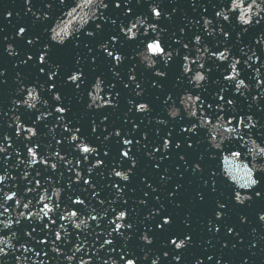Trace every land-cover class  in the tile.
Wrapping results in <instances>:
<instances>
[{
	"label": "water",
	"instance_id": "obj_1",
	"mask_svg": "<svg viewBox=\"0 0 264 264\" xmlns=\"http://www.w3.org/2000/svg\"><path fill=\"white\" fill-rule=\"evenodd\" d=\"M76 2L77 0H66V6H74ZM227 2L228 0H126L127 6L133 9L132 15H126L123 5L121 9L110 7L105 13L108 23L103 26L98 39L107 43L108 38L115 34V51L122 57V62L114 67L116 62L110 61L101 53L100 45L95 41L89 42L83 36L79 48L70 46L57 50L54 56L57 63H49L53 70L60 73L55 84L68 109L58 119L59 114L53 108L56 102L47 91L43 75L37 70L35 53L39 51V45H27L26 39L38 37L41 44H48L52 35L49 26L55 27L58 23H68L70 30L80 28V31L75 32V35L80 36L84 28L91 30L94 27L92 21L95 18L87 9L78 10V15L85 16L88 23L81 24L79 20L70 22L71 18L65 15L67 7L59 5L58 0H33L31 5L26 0H0V71L5 73L6 81L0 84V102L39 116L44 114L49 120L73 129L79 128L83 133L121 148H130L135 154L209 186L215 184L216 189L230 195L234 190L240 191L242 195L248 191L239 187V184L244 183L241 177L245 167L252 170L254 178L261 179V184L256 187L264 188V157L257 155L255 151H249L257 145L264 146V85L258 84V80H264V43H256L264 37V22L245 30L247 26L238 20L223 21L217 18L215 12L226 11L224 5ZM45 3L53 4L50 18L38 21L33 13L39 16L42 12H47ZM153 6H159L162 10L161 18L149 15ZM29 7H32V12H28ZM7 13L12 15L7 17ZM113 20L115 24L111 22ZM205 21L208 23L205 24ZM134 23H137V35L135 39L129 40L123 36L120 28L122 25L130 27ZM152 23L156 24L155 31L149 27ZM19 27L27 29L25 38L16 36ZM222 29L229 34L227 39L223 36ZM196 36L200 37L198 44L195 42ZM153 39L160 41L166 52H171L170 60L165 62L164 56L146 52V42H152ZM9 44L16 49L18 56L7 54L5 49ZM85 44L97 49L93 53L96 60L94 64L90 62ZM185 44L188 45L187 48L184 47ZM214 51H226L228 59L217 60L212 56ZM253 52L255 57L249 61L248 56ZM27 55H33V61L28 65L21 64L20 61ZM145 55L149 60L155 61L154 67H148ZM185 56L188 57L187 60H184ZM256 57L260 58L259 62H256ZM77 59H80L79 67L85 72V80L79 89L66 79L68 72L78 67ZM193 60L196 64L192 63ZM236 60L240 61L236 65L239 73L237 79H243L246 85L239 92L235 88V81L224 79L225 75L233 74L230 65ZM185 63L193 72L199 70L205 74L206 79L199 87L189 81L188 77L193 72L185 74ZM199 64H203L204 68L199 69ZM157 71L164 72V77L157 76ZM130 76H134L135 80L129 79ZM97 79L101 81L102 91L99 93L94 89V81ZM136 84L140 85L139 89L135 87ZM29 89H35L38 94L36 101H29L35 103V108H28L23 103L28 97ZM89 91L93 96L98 94L104 98L97 99L91 108L88 107L91 103ZM188 95L201 97L205 117L213 120L212 125L201 124L199 119L190 117L187 112H182V118L178 116L173 119L169 115L174 108L180 110L184 107L183 104H173L172 101ZM219 95L232 99L233 104L226 105L219 101ZM109 96L115 106H104V101ZM169 96L172 101L165 103ZM42 101H47V104ZM137 102L147 103L149 111L137 112ZM208 104L212 108H207ZM217 104L224 108V111L219 112V116L224 119H215ZM195 110L199 116V104ZM249 116L253 122H258L255 129L248 130L238 124L240 117H244L245 123H248ZM228 119L232 120V124L227 123ZM192 120L196 121L197 131L184 133L182 129L188 127ZM215 124L239 127L244 139H238L236 133L224 132L223 127L215 128ZM116 131L121 132L120 137L115 135ZM124 139H131L133 143L123 145ZM165 139L179 143L181 147L177 149L174 144H170L168 149H164L162 143ZM185 141L192 143L193 147L187 148ZM217 144L219 148L214 146ZM157 147L161 148L160 152L155 151ZM233 151L240 152L241 155L233 157ZM181 156L184 160L180 159ZM197 163L202 170L193 172L192 168ZM231 176L237 177L236 182H233ZM246 202L264 210V199L253 198Z\"/></svg>",
	"mask_w": 264,
	"mask_h": 264
},
{
	"label": "snow or ice",
	"instance_id": "obj_2",
	"mask_svg": "<svg viewBox=\"0 0 264 264\" xmlns=\"http://www.w3.org/2000/svg\"><path fill=\"white\" fill-rule=\"evenodd\" d=\"M32 2H33V0H26V3L29 5H31ZM58 3H59V5H65L66 6V0H58ZM122 5L126 9V15H132L133 14V9L131 7L127 6L126 0H77V2L75 3L74 6H70V7L66 6L68 10L65 12V15L67 17L71 18L70 22L74 23L75 21L79 20L81 24H87L88 20L85 19V16L78 15V10L83 11V10L87 9L88 12L91 13V16L95 18L92 21V24L94 27H92L91 30H89L88 28H84L83 31L81 32V35L77 36V35H75V32L80 31V28L70 30L68 23H64V24L58 23V24H56L55 27H51V25L49 26V29H50V32L52 33V35L50 36L48 44H41L38 37L36 39H32V38L26 39L27 45H30L33 47H35L36 45H39V51L35 53V62L37 63V70L44 77V82L47 85V91L49 92V94L53 95V98L56 102L53 105V108H54L55 113L59 114V116L57 117L58 119L61 116H63L68 111V109L66 108V106H64L62 96L58 92V90L56 88V84H55V80H56V78H58L60 73L53 70L51 67V64L49 62L51 61L52 63H57V61L54 59V56H55L57 50L65 49V48H68L70 46H75V48H79L81 46V43H82L81 37L83 36V37H86L89 42L95 41L96 43H98L100 45L101 53L106 55V57L109 58L110 61H115L116 64L114 65V67H118L119 64L122 62V57L119 54H117L115 51V45L117 43V36L115 34H113L112 36H110L108 38L107 43H105L104 40L98 39V35L100 32L103 31V26L108 23V20L105 19L106 10H108L110 7H115L116 9H121ZM193 6H195V4ZM45 7L48 9V11L42 12L41 15L37 16L35 13H33L36 20H38V21L41 19H43L45 21L49 20L50 13L53 9V4L52 3H45ZM224 8L226 9V11L225 10H217L215 12V16L219 19H222L223 21L238 20L242 25L247 26L245 28V30H247L248 27H251L253 25H260L262 22H264V0H228L227 4L224 5ZM27 10H28V12H32V7H29ZM11 15H12L11 13H7V17H10ZM149 15L151 17L161 18L162 17V10L159 8V6H153L150 8ZM97 21H101L102 23L97 22ZM111 22L113 24H115L114 20ZM137 23H141V22L137 21ZM137 23L132 24L130 27L127 25H122L120 28V31L122 32L123 36L129 40L135 39L136 35H137V33L135 31L137 28ZM207 23L208 22L205 21V24H207ZM142 26L143 25L141 23V27ZM149 27H151L153 29V31H155L156 24L152 23L149 25ZM26 31H27V29L25 27H19L18 30L16 31V36L21 37V38H25L26 37V35H25ZM221 31H222V34L225 37V39H227L229 34L227 32H224L223 29ZM199 41H200V37L196 36L195 42L198 44ZM256 43L257 44L264 43V37H262L260 40H257ZM85 47L88 49V55L90 57V62L94 64L96 62V60H95V56L93 55V53H95L97 51V49L90 47L88 44H85ZM184 47L187 48L188 45L185 44ZM145 48H146V52H149L154 56H164L165 62L170 60L172 57L171 52H166L164 47L161 46V43L158 40L153 39L152 42H146ZM5 51L7 52V54L9 56L15 57V56L19 55V53L16 51V49L11 44L7 45ZM212 56L215 57L217 60H221V61L228 59V54L226 51H219V52L214 51V52H212ZM253 57H255L254 52L252 53L251 56H248V60L252 61ZM33 59H34L33 55H27L25 59L20 61V63L23 65H28L29 62L33 61ZM144 59L148 60V67H154L155 61L149 60L147 55L144 56ZM187 59H188V57L185 56L184 60H187ZM259 59H260L259 57H256V62H259ZM192 63L196 64V61L193 60ZM239 63H240L239 60H236L234 63H231L230 66L232 68L233 74L224 76L225 80L235 81V88L237 89L238 92L241 88L246 87L243 79H239V80L237 79L239 73L236 71V65ZM76 64L78 67L73 69L72 71L68 72L66 79H67V82H69L72 86L79 89L81 84L85 80V72L83 71L82 68L79 67L80 59L76 60ZM183 67H184L185 74H187L189 72H193V69L191 67H189V65L187 63H185L183 65ZM198 67H199V69H203L204 65L199 64ZM256 71L259 72V69H256ZM155 74L159 77H164V75H165V73L162 71H157ZM4 77H5V73L3 71H0V84L6 82ZM129 79L135 80V77L130 76ZM188 79L190 82H193L197 87H199L201 82L205 81L206 76L201 71L196 70L195 72H193L192 76L188 77ZM258 84L264 85V80H258ZM125 86L127 87V85H125ZM153 86H155V85H153ZM135 87L137 89H139L140 85L136 84ZM94 89L97 91V93L102 91L100 79H97L94 81ZM88 96L91 97V103L88 104L89 108L93 107V105L96 104L97 99H104L103 97L99 96L98 94L96 96H93L91 91L88 92ZM254 98H259V97H254ZM22 99H23V97H22ZM37 99H38V94L36 93L35 89H29L28 90V97H27V99L23 100V103L25 105H27L28 108H35L36 107L35 103H29V101H36ZM218 99H219V101H223L224 104H226V105L233 104L232 99H226L223 95H219ZM168 101H172L171 96L168 97V99L165 101V103H167ZM42 103L47 104V101H42ZM172 103L173 104L181 103L184 105L183 109L176 110L174 108L173 111L171 113H169V115L173 119L177 118L178 116H180L182 118V115H181L182 112H187L190 117H195L196 119H199L201 121V124H203L205 126L213 124V120L206 119V117H205L204 104H203V101L201 100V97L199 95H188V96H186L183 99H180L178 101H172ZM197 104H199V108H200V115L199 116H197V111L195 110ZM96 106L100 107L101 105H96ZM104 106H115L113 104L111 96H109V98L104 101ZM207 108H209V109L212 108V105L208 104ZM217 109H218V111H217V115H216L215 119H217V120L224 119V117L219 116V112L224 111V108L220 104H217ZM135 110L137 112H146V111H149V106L147 103L137 102V104L135 106ZM49 114H51V113H49ZM41 118L46 119V116H44V114H41L40 117H37V119H41ZM247 121H248V123H245V118L240 117L238 124L243 125V127L245 129H248V130L256 128L258 122H253L251 116L247 117ZM161 123H163V121H161ZM227 123L232 124V120L228 119ZM214 127L215 128H221L223 126L219 125V124H215ZM21 128H23V125L16 123V127L14 129L16 136L21 135V131H20ZM92 130L95 132V130H96L95 127H93ZM23 131L26 133H29L31 135V137H35L37 135V131L31 127L23 128ZM65 131L66 132L68 131L67 126L65 127ZM75 131L80 132V129L76 128ZM182 131L184 133H195L197 131L196 121L192 120L190 122L189 126L183 128ZM223 131L230 133V134L236 133L238 139H240V140L244 139V135L240 134V128L239 127H223ZM115 135L117 137H120L121 132L116 131ZM28 138H29L28 136H25V139H28ZM9 139L10 138L8 136H4L2 138V140H0V153H4L7 151V148L12 147L11 143H8L7 147H5L4 142L8 141ZM71 141L74 143V146L77 149H79V151L81 153L89 154V153L95 152L97 155H99V152L97 149L89 147L83 143H80L79 142L80 141L79 136L71 135ZM132 143H133V140H131V139H124L123 140V145H129ZM136 143H139V141H136ZM253 143L255 144V142H253ZM170 144H174L175 148H177V149H179L181 147V145L179 143H173V141H170L168 139H165L163 141L162 147L164 149H168ZM214 146L219 148L218 144L214 145ZM186 147L192 148L193 144L186 142ZM131 151L132 150L130 148L123 150L120 152V155L125 160H132L133 158L130 156ZM155 151L160 152L161 148L157 147V148H155ZM249 151H255L257 153V155L264 157V146L257 145L254 149H249ZM27 152H28L29 156L31 157L30 162L32 164L37 163V152L31 147H28ZM56 155L60 156L59 153H56ZM104 155L107 156L108 153L105 152ZM240 155H241L240 152H237V151L232 152L233 157H239ZM7 158L8 157H5V159H7ZM82 158L86 159L87 157L84 156ZM60 159L63 160L64 157L60 156ZM180 159L184 160V157L181 156ZM41 162L44 163L45 165H47V161H41ZM103 163H104L103 160L98 159L96 161V165H94V166H100ZM135 167H136V164L133 160L130 168L127 171L115 170L114 176L119 178V180H121V181L128 182L130 180V173L132 172V170ZM51 168L55 169L56 165L52 164ZM157 168H159V165H157ZM199 170H202L201 165L197 163L192 168V171L196 172ZM77 175H79V173H77ZM212 175L214 176L215 173H212ZM5 179H6L5 175H0V184H3ZM161 179H165V177L162 176ZM231 179L233 180V182H236L237 177L231 176ZM241 179L244 180V183L239 184V187L242 189H246L248 191H245V193L243 195L240 191H237V190H234L232 192L231 199L236 204L243 206V205H245L246 201H250L253 198L264 199V188L256 187L257 185L261 184V179L260 178H254V175H253V172L251 169L245 167L244 168V175L241 177ZM36 183L38 184L39 181H37ZM84 183H90V181L84 180ZM115 187L121 191L123 190L122 187L120 186V184H115ZM149 187H151V185H149ZM29 191H31V189H29ZM175 191H179V188H177ZM211 191L212 192L216 191L215 184H211ZM0 193H2V195H0V199H2L4 201V203H6L8 201H15L16 206L17 207L20 206V201L18 199H16V193L15 192H12L11 194H9L8 192H4L3 189H0ZM204 199H205L204 196L201 194L200 200L203 201ZM43 201H44V197H40L38 202L42 203L43 207H41L39 211L41 213H43L44 217H48V219L51 223L55 224L57 222L56 219L49 217V213L53 212V208L50 207L47 203H43ZM4 203H0V208H3V212H0V216H3L4 213L8 212V210H9L8 207L4 206ZM72 203L77 204V205H83L84 201L81 199H75L72 201ZM101 203H103V201H101ZM141 203H143V201H141ZM29 204H31V201H28L27 203H25L23 205V207L25 209H27L29 207ZM9 207H10V205H9ZM215 208H216V210L214 213V218L216 221H220V220H222V218L225 214V210L227 209V204L223 201H217ZM78 211H79V209L70 211L68 216L63 217V219H68L69 217L76 218ZM113 211H115V210H113ZM20 215L24 216L23 213H21ZM153 215H159V214L154 213ZM160 217H161L160 222L157 223L155 225V227L158 228L160 231H165L166 228H168L173 223V220L168 215H163ZM25 218L31 219L32 214H29ZM90 219L95 221L97 219V216L92 215L90 217ZM126 219H127L126 211H123V210L120 211L118 213V215L115 216V219L110 221V223L112 225H114V227L111 229V232L109 233V235H111L112 232H115L117 234H122V232H121L122 229L131 230L132 229L131 223H124V224L119 223L120 221H125ZM258 220L260 223L264 224V213H262L258 216ZM245 222H246V219L244 217H241V223H245ZM16 223H19V220H17ZM0 224L3 225V229L11 228L12 227L11 217L8 218L7 222H5L3 219H0ZM82 224L87 226V224L84 220H81L79 224H75L74 226L76 228H80ZM44 226L47 227V224H45ZM213 228H214L216 233L220 232V227L210 224L209 230H212ZM0 231H2V229H0ZM233 231H234L233 228H231V227L227 228V232L229 235H231ZM33 232H35V228H32L30 232L26 233V235L31 236ZM12 235L15 236L16 233L13 232ZM61 239H62L61 234L59 232H55V240L59 241ZM141 239L144 241L145 245H152L153 244V240L150 238V235L148 232H145V234L142 235ZM191 240H192V237L190 235H184L183 238L172 237L169 239V245L173 248V250L175 252L182 254V250L187 248L190 245ZM38 243H47V241H38ZM113 243H114V240H112V239H104L102 244H101V247L103 248L105 245L110 246ZM255 246H256L255 244L252 245V247H255ZM21 247L23 249L22 254L21 255H15V253L20 251V250L15 248L13 244L8 242V240H5L4 238L0 237V258L8 257L10 254L9 250H11L13 253V256H15L16 261H20L22 259V257L24 259H27V257L24 256V254L28 253L30 251V249L24 245H21ZM224 247H227V244H225ZM109 250L114 252L115 248H110ZM32 251L35 252L36 256L40 255L39 251H36V250H32ZM53 251H56L57 254H60L59 248H54ZM75 251L80 252L81 248L79 246H77ZM44 254L47 255L46 252ZM168 256H169V253L167 251L163 252V257L167 258ZM66 259L71 261L72 259H74V255L73 256H67ZM147 259H148V257H145V260H147ZM207 259L209 261H212L213 257L208 256ZM158 260H159V257L152 259L151 264H158ZM172 260L176 261L177 264H179V261L181 260V255H173ZM119 261L123 262V264H137L136 260L133 257L127 255L123 250H122V254L119 256ZM81 264H88V262L84 261L83 258L81 257ZM104 264H107V260H105ZM197 264H203V261H197ZM216 264H219V261H216ZM244 264H247V262L245 261Z\"/></svg>",
	"mask_w": 264,
	"mask_h": 264
}]
</instances>
